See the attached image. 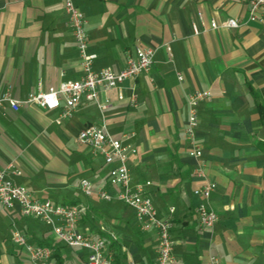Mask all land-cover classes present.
<instances>
[{
  "label": "crops",
  "instance_id": "1",
  "mask_svg": "<svg viewBox=\"0 0 264 264\" xmlns=\"http://www.w3.org/2000/svg\"><path fill=\"white\" fill-rule=\"evenodd\" d=\"M248 1L73 0L86 21L95 71L118 72L146 48L156 51L152 69L100 93V101L110 100L104 112L86 103L70 117L35 105L4 109L0 169L17 167L22 175L13 180L38 199L79 205L82 231L116 235V264H155L156 232L141 231L134 212L116 199L97 196H115L118 188L103 156L78 134L105 123L136 149L128 161L131 177L171 222L174 264H212V257L220 264H264V13L261 22L247 21ZM228 19L238 28L224 27ZM81 74L64 0H0V96L9 91L26 101ZM196 91L210 94L197 106L196 138L206 177L216 184L208 201L219 218L212 229L197 222L202 200L193 191L202 181L185 137L187 98ZM83 179L92 185L91 197L81 191ZM17 233L36 245L55 239L18 208L0 209V264H29L13 243ZM59 252L65 264L67 251ZM82 255L76 257L85 264Z\"/></svg>",
  "mask_w": 264,
  "mask_h": 264
},
{
  "label": "built area",
  "instance_id": "2",
  "mask_svg": "<svg viewBox=\"0 0 264 264\" xmlns=\"http://www.w3.org/2000/svg\"><path fill=\"white\" fill-rule=\"evenodd\" d=\"M64 11L72 29L73 38L78 51L81 77L78 80L67 81L57 88H49L32 95L26 101H19L12 97L9 91L0 96V114L6 108L18 111L22 105H35L44 110L61 109L60 117H70L75 109L82 103L96 107L104 112L110 106V100L100 101V93L114 89H121L123 83L136 78L140 74H149L155 57V49H137L134 57L126 59V66L113 72L109 69L95 71L93 61L95 54L88 51V36L85 30L86 21L83 14L74 5L73 0H64ZM264 13V0H249L247 3V21L261 22ZM211 28L216 29L217 23L212 22ZM224 27L238 28L235 19H228ZM194 32L198 30L194 26ZM169 52V47L166 48ZM181 81L182 77H178ZM210 96L207 91H196L187 98L188 120L185 128V137L188 141V156L197 161L194 174L202 184L194 189L193 194L202 202L196 208L197 222L203 229H212L219 218L217 213L208 205L210 196L216 189V184L207 179L202 150L197 138L198 103ZM135 95L131 96L132 101ZM119 100L123 99L121 93ZM81 144L90 146L95 152L103 156L104 163L110 167L109 181L118 188L115 196L105 191H100L97 196L100 200L111 202L116 199L134 212L136 223L141 231H155L157 235V249L155 264H174L173 248L169 218L162 217L155 207L151 197L146 194L144 185L132 180L128 161L129 157L136 154V149L131 144L114 138L105 123L98 126H87L78 134ZM22 172L14 165L0 169V209L12 210L18 208L21 215L39 221L51 231L52 235L63 246L69 249H78L83 253L85 264H116L113 242L117 236L110 233V239L101 236H92L88 231L79 229V205H61L50 200L38 199L26 191L13 180L21 176ZM80 188L84 196L94 194L92 185L86 179L81 180ZM13 243L28 254L29 264H51L52 249L44 245L30 244L20 234L13 235ZM212 264H220L215 257L211 258ZM128 264H138L130 261Z\"/></svg>",
  "mask_w": 264,
  "mask_h": 264
},
{
  "label": "rangeland",
  "instance_id": "3",
  "mask_svg": "<svg viewBox=\"0 0 264 264\" xmlns=\"http://www.w3.org/2000/svg\"><path fill=\"white\" fill-rule=\"evenodd\" d=\"M92 236H96L94 234H91ZM48 247H51V248H59L61 251H64L68 253V255H66V258H65V264H84L81 260H79L76 255L81 252L80 250H77V249H74L72 251H68L67 248H65L64 246H62L60 244L59 241H57L56 239L53 240V242L49 245H47ZM70 252V253H69ZM81 261V262H80ZM51 264H56V262L54 260L51 259Z\"/></svg>",
  "mask_w": 264,
  "mask_h": 264
},
{
  "label": "trees",
  "instance_id": "4",
  "mask_svg": "<svg viewBox=\"0 0 264 264\" xmlns=\"http://www.w3.org/2000/svg\"><path fill=\"white\" fill-rule=\"evenodd\" d=\"M51 249H52L51 259H54L56 261V264H64V260L59 252V249L58 248H51ZM115 254H116V250H115Z\"/></svg>",
  "mask_w": 264,
  "mask_h": 264
}]
</instances>
